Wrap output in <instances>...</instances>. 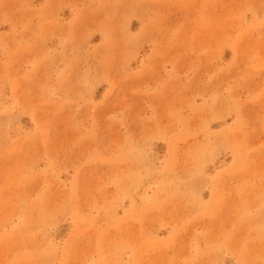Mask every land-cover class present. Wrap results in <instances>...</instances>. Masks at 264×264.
Returning a JSON list of instances; mask_svg holds the SVG:
<instances>
[{
	"label": "rangeland",
	"instance_id": "obj_1",
	"mask_svg": "<svg viewBox=\"0 0 264 264\" xmlns=\"http://www.w3.org/2000/svg\"><path fill=\"white\" fill-rule=\"evenodd\" d=\"M0 264H264V0H0Z\"/></svg>",
	"mask_w": 264,
	"mask_h": 264
}]
</instances>
